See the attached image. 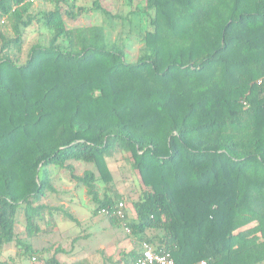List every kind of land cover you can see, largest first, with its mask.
<instances>
[{"label": "trees", "instance_id": "trees-1", "mask_svg": "<svg viewBox=\"0 0 264 264\" xmlns=\"http://www.w3.org/2000/svg\"><path fill=\"white\" fill-rule=\"evenodd\" d=\"M61 2L41 14L48 45L33 44L21 62L32 0H0L13 34L0 33V264L12 263L2 258L12 242L36 264H67L60 248L22 242L18 216L28 238L54 209L78 223L43 202L55 191L51 167L85 188L93 215L112 211L122 197L96 183L112 180L118 153L142 186L124 218L104 215L139 246L118 263L135 264L147 242L175 264H264V0H145L129 11L148 19L133 60L103 25L67 24L110 15L98 0L77 10ZM73 162L93 169L76 174Z\"/></svg>", "mask_w": 264, "mask_h": 264}, {"label": "rangeland", "instance_id": "rangeland-1", "mask_svg": "<svg viewBox=\"0 0 264 264\" xmlns=\"http://www.w3.org/2000/svg\"><path fill=\"white\" fill-rule=\"evenodd\" d=\"M94 0H67V5L74 10L78 7L93 6ZM99 3L109 12L106 16L100 10L92 12H82L77 21H72L65 17L68 25L77 22L85 24L88 20L94 24H101L105 27L109 41L116 43L119 47L125 48L126 58L133 60L136 58L138 50L142 45V32L146 29L148 19L145 12L141 15L131 14L129 11L138 8L142 11L145 0H98ZM66 7L61 0H32L29 12L36 14L34 20L22 31V47L18 54L19 61L23 62L33 44L48 45L51 38V31L42 22V12L52 10L55 5ZM128 16V17H126ZM5 32L7 36L13 34L8 26V22L3 18L0 21V33ZM66 42L60 39L59 43ZM1 45V40H0ZM128 53V56H127ZM76 174L81 175L86 169H93L92 165L80 162H73ZM108 167L112 174V180L108 183L98 180L96 185L99 194H117L122 197L125 203L135 200L142 192V186L135 175L128 155L118 153L108 161ZM53 185L55 191L48 192L43 202L53 208H61L70 213L78 220V223L67 218L61 211L54 209L51 215L44 214L47 218L51 216L55 224H41L45 231L34 237L28 238L24 231L23 216L19 214L15 224V232L24 243H30L35 249L43 248L46 253L52 254L56 248H60L58 258L67 264L77 258H86L91 264H120L119 252L128 251L135 246L131 241V235L125 227L113 225L103 214L93 215V203L90 201L85 188L70 180L66 169L51 167ZM22 246H16L15 242L9 244L3 252L2 258H12L11 264H36L32 258H28L22 253Z\"/></svg>", "mask_w": 264, "mask_h": 264}, {"label": "built area", "instance_id": "built-area-1", "mask_svg": "<svg viewBox=\"0 0 264 264\" xmlns=\"http://www.w3.org/2000/svg\"><path fill=\"white\" fill-rule=\"evenodd\" d=\"M100 213L106 216L114 214L119 218H124V202L118 201L112 211L102 208ZM127 233L129 228L125 227ZM135 264H175V261L169 251H157L149 243L142 242L140 248V257ZM198 264H208L206 260H200Z\"/></svg>", "mask_w": 264, "mask_h": 264}]
</instances>
